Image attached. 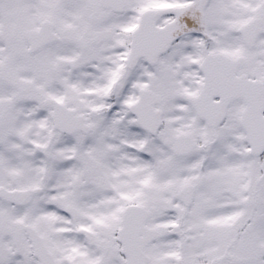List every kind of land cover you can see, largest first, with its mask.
I'll list each match as a JSON object with an SVG mask.
<instances>
[{"label":"snow or ice","instance_id":"6c2138e0","mask_svg":"<svg viewBox=\"0 0 264 264\" xmlns=\"http://www.w3.org/2000/svg\"><path fill=\"white\" fill-rule=\"evenodd\" d=\"M0 264H264V0H0Z\"/></svg>","mask_w":264,"mask_h":264}]
</instances>
